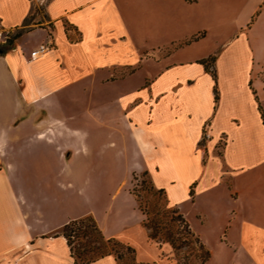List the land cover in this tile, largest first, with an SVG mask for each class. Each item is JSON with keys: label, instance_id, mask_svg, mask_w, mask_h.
Listing matches in <instances>:
<instances>
[{"label": "crops", "instance_id": "0c3cea01", "mask_svg": "<svg viewBox=\"0 0 264 264\" xmlns=\"http://www.w3.org/2000/svg\"><path fill=\"white\" fill-rule=\"evenodd\" d=\"M41 1L0 0V31L25 29L0 53V264H74L60 227L84 214L178 264L143 224V170L202 264H264V0Z\"/></svg>", "mask_w": 264, "mask_h": 264}, {"label": "rangeland", "instance_id": "374dc122", "mask_svg": "<svg viewBox=\"0 0 264 264\" xmlns=\"http://www.w3.org/2000/svg\"><path fill=\"white\" fill-rule=\"evenodd\" d=\"M43 5L44 0L37 2L35 8L41 13L44 9ZM17 30V27L12 28L9 34H13ZM42 34L43 31L36 30L30 37L31 41L36 42L41 38ZM18 40L19 37L14 38L13 44L15 45ZM1 41L3 40L0 37ZM212 43V40H207L206 46H210ZM218 47L219 45L217 44L214 49L218 50ZM207 63L210 69L214 68V61L212 59H209ZM260 107L264 116V106L261 105ZM222 140L223 138L219 142V145L222 144ZM144 171L132 177L131 189L136 194L138 203H140L144 211L143 224L145 221L148 225H145L148 232L152 230L155 233V236L149 239L156 242H169L173 248L170 256L175 258L178 264H202L207 257V249L203 246L198 236L187 227L179 211L168 204L164 191L156 188L152 183L149 173ZM167 238H171L173 241L170 242L166 240ZM74 242L77 244L78 240L75 239ZM120 262L123 264H136L128 253L123 254Z\"/></svg>", "mask_w": 264, "mask_h": 264}, {"label": "trees", "instance_id": "16d2710c", "mask_svg": "<svg viewBox=\"0 0 264 264\" xmlns=\"http://www.w3.org/2000/svg\"><path fill=\"white\" fill-rule=\"evenodd\" d=\"M35 10H37V8ZM23 30H25L24 27H19L15 33L13 34L8 33L7 38L4 41L0 42L2 43L0 44V53H3L7 49L13 47L14 38L18 37L23 32ZM215 58H216V54H211L207 57L201 58L200 61L204 63V66L207 70L211 71L212 76L216 81L215 69L214 68L210 69L207 63L209 59H212L214 61ZM214 92L216 99L217 98L216 85H214ZM263 121H264V116H263ZM134 176L135 174L133 175V177ZM158 189L163 191L162 188H158ZM138 206L142 210L140 203H138ZM142 212L144 213L143 210ZM179 214L181 213L179 212ZM184 221L187 224V227L190 228L185 218ZM144 225L148 226L145 221H144ZM60 233L66 238V241L70 247L71 255L73 256L74 259V264H87L90 261L95 260L96 258L109 253L115 254L118 264H123L122 262H120V259L122 258L124 253H128L131 256V259L136 262V264H157L156 261L138 260L136 258L135 248L132 245L118 239L115 236H105L92 214H84L82 216L69 219L60 227ZM154 236L155 233L152 230H150L148 232V237L153 238ZM75 239L78 240L77 244H75L74 242ZM166 240H169L170 242L173 241L171 238H167ZM208 254L209 252L207 250V257Z\"/></svg>", "mask_w": 264, "mask_h": 264}, {"label": "built area", "instance_id": "2783aa9c", "mask_svg": "<svg viewBox=\"0 0 264 264\" xmlns=\"http://www.w3.org/2000/svg\"><path fill=\"white\" fill-rule=\"evenodd\" d=\"M8 33L9 31H5V30L0 31V37L3 41L5 40V37H7ZM52 44H53L52 41L40 43L37 48L31 50L30 56L34 57L37 54H39L41 51L49 49L50 47H52Z\"/></svg>", "mask_w": 264, "mask_h": 264}]
</instances>
